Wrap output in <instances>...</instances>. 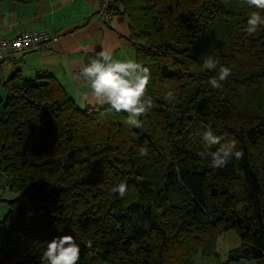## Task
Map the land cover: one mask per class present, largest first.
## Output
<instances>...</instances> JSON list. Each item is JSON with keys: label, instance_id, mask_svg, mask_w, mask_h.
<instances>
[{"label": "trees", "instance_id": "1", "mask_svg": "<svg viewBox=\"0 0 264 264\" xmlns=\"http://www.w3.org/2000/svg\"><path fill=\"white\" fill-rule=\"evenodd\" d=\"M115 7L151 71L153 107L135 128L109 105L79 108L52 75L17 71L4 82L0 172L14 197L0 222V264H40L41 243L65 234L80 245L79 264H193L195 255L226 264L217 241L230 230L242 243L227 261L264 264V27L245 31L258 9L246 0ZM207 56L232 68L222 89L208 83L218 67L204 69ZM210 121L238 141L241 159L213 168L201 157ZM121 180L123 199L111 191Z\"/></svg>", "mask_w": 264, "mask_h": 264}, {"label": "crops", "instance_id": "2", "mask_svg": "<svg viewBox=\"0 0 264 264\" xmlns=\"http://www.w3.org/2000/svg\"><path fill=\"white\" fill-rule=\"evenodd\" d=\"M99 4L100 0H0V33L6 39L43 29L50 35L39 49L1 64L0 82L17 71L27 78L52 75L79 108L96 107L83 104L79 99L80 91H88L79 79L80 69L101 48L111 50L115 58L135 59L127 17L118 13L109 21L101 20L97 14ZM7 181L8 176L0 172V210L1 201L11 195ZM219 237L222 239L220 243L217 241V251L224 262V253L238 247L242 241L234 231ZM193 264L220 263L211 256L195 255Z\"/></svg>", "mask_w": 264, "mask_h": 264}, {"label": "clouds", "instance_id": "3", "mask_svg": "<svg viewBox=\"0 0 264 264\" xmlns=\"http://www.w3.org/2000/svg\"><path fill=\"white\" fill-rule=\"evenodd\" d=\"M246 3L258 9L251 13L245 28L247 34L253 35L264 27V14H262L264 0H246ZM202 67L206 70H216L218 67V74L208 81L213 89H222V82L232 74L231 67L219 64V61L212 56L205 57ZM79 79L88 88V91L78 93L83 104L100 107L107 104L117 113L128 114L125 120L127 125L135 128L143 126L139 117L146 115L154 103L152 97L148 95V86L152 79L148 67L132 58H115L111 50L101 48L95 57L80 69ZM164 99L174 106L173 102L178 101V96L174 90H169L165 92ZM203 127L205 131L202 133V139L205 150L199 154L201 157L210 156L213 168H224L233 157L237 160L243 157V151L237 150L236 139H225L217 135L211 121ZM215 145L219 146L216 151L209 152L208 149ZM139 154L149 155L148 149L141 147ZM111 191L118 193L123 199L130 189L127 181L121 180L112 187ZM41 247L43 253L40 256V264H79L80 245L71 234L55 236L50 241L42 242Z\"/></svg>", "mask_w": 264, "mask_h": 264}, {"label": "built area", "instance_id": "4", "mask_svg": "<svg viewBox=\"0 0 264 264\" xmlns=\"http://www.w3.org/2000/svg\"><path fill=\"white\" fill-rule=\"evenodd\" d=\"M116 0H100L97 11L101 20L109 21L119 10L115 7ZM50 39L49 33L43 30L25 31L12 39H6L0 33V65L6 61L22 57L42 47Z\"/></svg>", "mask_w": 264, "mask_h": 264}, {"label": "rangeland", "instance_id": "5", "mask_svg": "<svg viewBox=\"0 0 264 264\" xmlns=\"http://www.w3.org/2000/svg\"><path fill=\"white\" fill-rule=\"evenodd\" d=\"M100 5V4H99ZM99 8V7H98ZM8 80V77H5V79H2L1 82H0V96L2 98H5L6 96V92H5V89L3 88V84L4 82H6ZM67 92V91H66ZM68 94V93H67ZM69 95V94H68ZM70 96V95H69ZM9 197L13 198L14 197V194L12 193ZM9 197H5V199H3L1 201V204H2V208L0 210V220L2 219V214L5 213V210H7L8 208V204L6 203V199H8ZM1 225V224H0ZM233 230H230L229 232H232ZM221 237H219L218 239V243L221 242ZM228 252V251H227ZM225 261H226V264H256V261L253 260V259H241V260H237V261H233V260H230V261H227V259H229V256L228 254L225 252ZM228 257V258H227ZM221 264V263H220Z\"/></svg>", "mask_w": 264, "mask_h": 264}]
</instances>
